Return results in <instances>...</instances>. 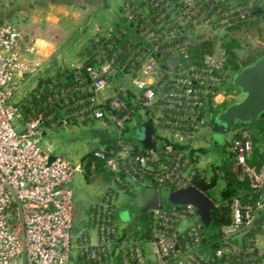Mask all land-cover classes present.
<instances>
[{
  "label": "built area",
  "instance_id": "built-area-1",
  "mask_svg": "<svg viewBox=\"0 0 264 264\" xmlns=\"http://www.w3.org/2000/svg\"><path fill=\"white\" fill-rule=\"evenodd\" d=\"M257 6L258 0H124L96 47L69 67L50 68L32 37L0 23V264H264V167L248 164L246 126L233 125L224 149L255 202L232 198L228 218L212 228L222 205L207 196L214 208L205 228L194 207L164 205L160 195L165 187L168 194L197 189V151L209 147L211 111L241 99L230 90L236 73L225 69L222 39L254 21ZM205 42L210 49L199 51ZM142 125L150 130L149 147L135 136ZM72 129L98 136L100 147L91 152L115 176L117 190L156 187L161 201L148 211L147 229L125 235L115 218L117 190L103 193L87 227L76 228L72 183L81 167L45 141ZM108 144L115 150L106 157Z\"/></svg>",
  "mask_w": 264,
  "mask_h": 264
},
{
  "label": "trees",
  "instance_id": "trees-1",
  "mask_svg": "<svg viewBox=\"0 0 264 264\" xmlns=\"http://www.w3.org/2000/svg\"><path fill=\"white\" fill-rule=\"evenodd\" d=\"M246 3L248 0H242ZM259 1V0H258ZM264 1V0H260ZM259 4V3H258ZM260 5V4H259ZM257 17H261V14L264 13V5L257 6L254 10ZM1 23V22H0ZM247 24V23H245ZM244 24V25H245ZM239 29V28H238ZM237 29V30H238ZM103 44L105 40L103 38L100 39ZM94 46V47H93ZM96 44H92L91 48H95ZM211 47V42H205L203 47L199 49V51H208ZM222 47L226 51L227 54V63L225 65V69L230 73H237L242 69L241 67H246L252 64L255 60L262 57L264 54H259L249 58L250 63L241 62L239 50L240 45L234 37H230L229 35H225L222 39ZM90 46L85 50V53L88 54L91 50ZM242 64V66H241ZM233 103L226 102L223 105L217 107L215 110L211 111L212 116H216L220 111L225 109L227 106ZM235 125H244L250 132V137L253 144V151L251 155V159L249 160V165L251 167H255L260 169L264 167V114L252 124H244V123H235ZM103 138V142L105 143H112V138H107V136H100ZM215 148V147H214ZM212 147L211 150L218 153L216 161L211 163L207 166L206 169L201 170L199 174L194 178V185L197 189L211 198L213 201L217 203H221L222 207L219 210H215L212 215V228L219 225V221L226 220L228 218V208L226 205L231 201L234 197L241 198L245 203H253L256 201V194L252 192L250 188L249 180L245 177L242 180H239L236 174L233 172V159L230 155L225 152L224 147L218 151L216 148ZM137 149H141L137 145ZM115 150V147L111 146L110 144L106 145L105 147V156H110L109 151ZM199 156L206 155L209 153V149H200L197 151ZM81 161L84 164L85 170V177L89 178L93 175L101 177L104 182L107 183H114L115 186L119 187L118 183L116 182L115 176L108 172L105 168V162L101 159H98L94 156L93 152L86 154L82 157ZM217 162V163H216ZM123 178V177H122ZM132 192H126L127 196L132 197V201L134 202L132 209L133 213H139V217H135L133 222L130 224V231L134 233L138 227L141 229H147L150 223V215L147 212L144 213L145 219L144 224L142 226L139 225L140 216L142 214L141 209L143 205L146 203L147 199L145 200L144 195L147 191H151L152 193L155 192L156 187L150 182L146 187L138 188L136 186H132ZM121 188V187H119ZM137 190H140L141 193H137ZM161 198L164 205H167V195L170 191V188L165 187L161 189ZM141 195L144 199L142 201V205L138 207L137 203L140 201L138 196ZM137 215V214H136ZM118 218V215L115 217ZM139 231L137 230V234ZM135 234V235H137Z\"/></svg>",
  "mask_w": 264,
  "mask_h": 264
},
{
  "label": "crops",
  "instance_id": "crops-1",
  "mask_svg": "<svg viewBox=\"0 0 264 264\" xmlns=\"http://www.w3.org/2000/svg\"><path fill=\"white\" fill-rule=\"evenodd\" d=\"M123 1L124 0H120V3ZM120 6L118 7V11ZM107 7V0H0V22L11 23L18 27L25 34L32 37L36 42L38 58L47 66L69 67L71 65L78 64L85 52L83 51L85 47L78 52V59L66 66H62V64H60L62 63L60 61H63V55L61 52H59L60 47H63L71 34L81 33L85 35L89 30L92 31L93 36L96 35L97 38L102 36L99 34L102 31V27L95 22V17L98 11L101 9H106ZM116 16H114V18L110 21L109 26L115 20ZM50 146L52 147V145ZM84 156L85 155L82 157ZM81 159L79 160L80 162L74 161L75 165H80L81 167L78 172H76L74 180L76 181L75 184L79 183L83 190L86 191L87 187H84L82 183V180L85 178V170ZM103 183L105 185L109 184L104 181ZM149 192V197L147 193L146 196L144 195L145 200H148L153 194L151 191ZM137 193H141L140 190H138ZM87 195L90 196L91 194ZM98 196L99 195H97V197ZM144 198L141 195L138 196V199L140 200L137 203L138 207L142 205ZM99 200L100 198L96 199L95 201L93 198H90L88 200V204L86 206L84 205V208L78 207V202V204L75 203L77 207L75 213L76 228L81 229L87 227L88 211L91 205L95 202H98ZM133 204L134 202L130 201L129 204L123 203V207L121 209L118 208V220L123 224L126 236L131 233L129 229L130 224L135 219H133L132 216ZM121 211L129 212V221H122V219L119 217V213ZM70 264H80V262L76 259H73Z\"/></svg>",
  "mask_w": 264,
  "mask_h": 264
},
{
  "label": "rangeland",
  "instance_id": "rangeland-1",
  "mask_svg": "<svg viewBox=\"0 0 264 264\" xmlns=\"http://www.w3.org/2000/svg\"><path fill=\"white\" fill-rule=\"evenodd\" d=\"M258 3L260 5H264V1L259 0ZM107 4L108 7L106 9H101L100 11H98L95 17V22L102 27V31L99 33L100 35L105 34L110 21L114 18V16H116L118 7L121 3L120 0H107ZM226 35L237 39L240 45L239 55L241 62L250 63V57L264 54V16L262 14L261 17H257L254 21L248 22L247 24L239 28L236 32H230ZM97 39L98 38L96 37V35L93 36V32L89 30L85 35L81 33L71 34L63 47H60L59 49V52H61L63 55V61H60L62 62L60 64H62V66H66L72 62H75L78 59V52L84 47L85 48L83 49V51H85L87 49L86 47H88L89 44L92 45ZM241 68H243V66ZM27 86V88H29V85ZM240 97L241 95L238 96L237 99H239ZM97 137L98 136L95 134H88L87 129H72L68 131H57L54 134L47 136L45 138V141L46 143L52 145L54 153L56 155L64 154L66 157L72 159L73 161L80 162L79 160L83 155H86L100 147ZM224 138L226 137H223V141L225 140ZM208 145L209 153L207 154V156L201 155L203 156V159L201 160L199 167H201V169L203 170L206 169L208 165L215 162L218 156V153L216 151L214 152L213 150H211L212 147L214 148L212 144V136L211 141ZM75 182L76 181L74 180L72 184V189L74 191V203L78 202L79 204L77 203V206L80 208H84V205L86 206L88 204V200L90 198H93L94 201L100 198L104 191L108 192L110 190H117V187L114 183L105 185L101 177L95 175L89 178L85 177L82 180L83 186L87 187L86 191L83 190L79 183L75 184ZM116 192L118 194L117 207L119 209L123 207V203L129 204V202L132 201V197L127 196L123 191L117 190ZM87 194H91L92 196H88ZM149 194L150 192H147L148 197ZM97 195L99 196L97 197ZM75 208L77 210L76 205ZM132 214L133 219L137 216L139 217L138 212L135 214L132 212ZM140 218L141 220L139 221V225L142 226L144 224L143 220L145 219L144 213L141 214ZM119 225L120 227H124L122 223H119Z\"/></svg>",
  "mask_w": 264,
  "mask_h": 264
},
{
  "label": "water",
  "instance_id": "water-1",
  "mask_svg": "<svg viewBox=\"0 0 264 264\" xmlns=\"http://www.w3.org/2000/svg\"><path fill=\"white\" fill-rule=\"evenodd\" d=\"M176 62V59L172 60L173 64ZM230 90H238L241 99L227 106L213 118L210 131L212 144L218 151L224 147V135L235 123L252 124L264 114V55L234 75ZM135 136L143 147L150 146L148 125L137 128ZM160 201V195L155 191L143 205L141 212L157 209ZM167 203L174 206L190 205L196 209L199 221L205 228L211 224L213 202L207 195L193 187L170 192L167 196ZM119 217L123 222H127L130 219V214L128 211H121Z\"/></svg>",
  "mask_w": 264,
  "mask_h": 264
}]
</instances>
